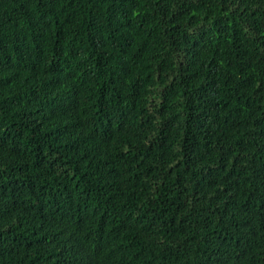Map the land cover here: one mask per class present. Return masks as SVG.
I'll use <instances>...</instances> for the list:
<instances>
[{
    "label": "trees",
    "instance_id": "trees-1",
    "mask_svg": "<svg viewBox=\"0 0 264 264\" xmlns=\"http://www.w3.org/2000/svg\"><path fill=\"white\" fill-rule=\"evenodd\" d=\"M0 264H264V0H0Z\"/></svg>",
    "mask_w": 264,
    "mask_h": 264
}]
</instances>
